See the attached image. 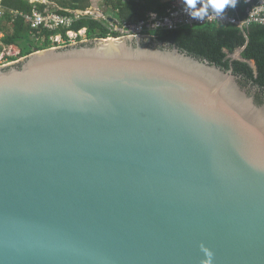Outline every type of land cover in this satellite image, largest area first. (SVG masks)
<instances>
[{
    "label": "water",
    "instance_id": "95a60500",
    "mask_svg": "<svg viewBox=\"0 0 264 264\" xmlns=\"http://www.w3.org/2000/svg\"><path fill=\"white\" fill-rule=\"evenodd\" d=\"M145 37L0 66V264H264V103Z\"/></svg>",
    "mask_w": 264,
    "mask_h": 264
},
{
    "label": "trees",
    "instance_id": "16d2710c",
    "mask_svg": "<svg viewBox=\"0 0 264 264\" xmlns=\"http://www.w3.org/2000/svg\"><path fill=\"white\" fill-rule=\"evenodd\" d=\"M1 2L5 13L0 19V31L3 34L0 38V53L5 46L19 47L17 55L7 56L8 62L26 56L34 49L41 50L57 46L51 39V36L56 33H61L63 37L64 43L61 45L71 43L66 34V28L53 31L32 29L22 17H13L12 10L31 12L33 9L42 11L50 8L66 12V9L86 10L90 6V0H54L56 8H52L45 2L31 0H1ZM103 4L107 9L115 11L117 19L137 21L146 18L149 12L164 14L171 1L103 0ZM243 7V1L239 0L236 7L232 9V13H237L240 17ZM107 18L110 17L107 16ZM106 23L105 20L85 15L80 16L69 29L78 31L86 28V39L91 41L108 36ZM80 39L81 36H78L77 41ZM141 42L148 45L156 43L176 46L191 55L216 63L224 69L232 66L234 73L241 76V85L247 88L255 102L264 103V25L252 23L243 30L233 24L183 26L176 29L158 30L153 36L141 38ZM237 50H241L240 56L233 58L232 55ZM251 60L255 61L256 70L250 65Z\"/></svg>",
    "mask_w": 264,
    "mask_h": 264
},
{
    "label": "built area",
    "instance_id": "2783aa9c",
    "mask_svg": "<svg viewBox=\"0 0 264 264\" xmlns=\"http://www.w3.org/2000/svg\"><path fill=\"white\" fill-rule=\"evenodd\" d=\"M37 1V0H31ZM171 4L166 8L164 14L149 12L146 18L129 21L127 19H111L104 14L97 15L90 9H66V12H60L46 8L42 11L33 9L31 12H21L12 10L13 17H22L24 21L32 28L37 30H57L66 28V34L70 41H77V37L81 36V40L86 39V28L78 31L70 30L69 28L80 16H91L95 19L105 20L108 36L110 37H131L138 35L153 36L158 30L176 29L183 26H195L203 24H233L240 29L247 28L250 24L256 23L264 25V0H242L244 7L241 9V16L232 13L233 8H227L224 16H217L211 9L209 14L200 21L192 20L184 11L182 0H170ZM46 3V2H45ZM199 6V5H198ZM5 8L0 0V19L4 16ZM155 13L153 16L152 14ZM83 31V33H82ZM246 35V34H245ZM3 36L0 31V38ZM53 42L60 46L64 43L61 33H56L51 36ZM102 39V38H101Z\"/></svg>",
    "mask_w": 264,
    "mask_h": 264
},
{
    "label": "clouds",
    "instance_id": "9594fccd",
    "mask_svg": "<svg viewBox=\"0 0 264 264\" xmlns=\"http://www.w3.org/2000/svg\"><path fill=\"white\" fill-rule=\"evenodd\" d=\"M238 2L239 0H182L183 11L196 21L203 20L209 14V9L222 17L227 8L234 9Z\"/></svg>",
    "mask_w": 264,
    "mask_h": 264
},
{
    "label": "rangeland",
    "instance_id": "374dc122",
    "mask_svg": "<svg viewBox=\"0 0 264 264\" xmlns=\"http://www.w3.org/2000/svg\"><path fill=\"white\" fill-rule=\"evenodd\" d=\"M37 1L46 2V3L50 4L52 8H56V6H57L56 3L54 2V0H37ZM90 4H91V6L92 5L95 6V8L98 10L97 12H94L96 15H97V13H103L104 14V12H105V15L110 17V18H116L117 17L115 11H113L111 9H107L104 6L103 0H90ZM82 33H83V31H82ZM81 41H86V40H81ZM77 42H80V41H74V42L72 41L71 43H77ZM22 45H24V44H22ZM18 53H19V47L18 46H15V45L5 46L0 53V66L13 62V61L8 62L7 56H15Z\"/></svg>",
    "mask_w": 264,
    "mask_h": 264
},
{
    "label": "crops",
    "instance_id": "0c3cea01",
    "mask_svg": "<svg viewBox=\"0 0 264 264\" xmlns=\"http://www.w3.org/2000/svg\"><path fill=\"white\" fill-rule=\"evenodd\" d=\"M87 9H90V10H92V12H97L98 10L95 8V6H91V4H90V6L89 7H87ZM101 14H103V13H101Z\"/></svg>",
    "mask_w": 264,
    "mask_h": 264
}]
</instances>
